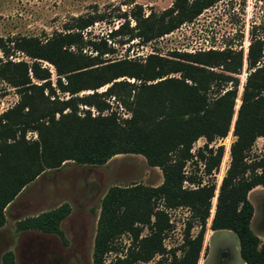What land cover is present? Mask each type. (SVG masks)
I'll list each match as a JSON object with an SVG mask.
<instances>
[{
    "label": "trees",
    "instance_id": "1",
    "mask_svg": "<svg viewBox=\"0 0 264 264\" xmlns=\"http://www.w3.org/2000/svg\"><path fill=\"white\" fill-rule=\"evenodd\" d=\"M215 1L172 0L155 18L153 14L142 18L140 7L134 6L130 13L134 25L128 27L124 21L107 36L127 35L145 42L191 21ZM94 19L74 18L68 29L44 41L0 36V80L17 95L16 102L0 113V227L5 206L45 170L66 161L102 165L116 154H139L148 166L159 169L162 180L155 186L132 184L106 190L96 220L92 264H136L155 255L162 258L163 235L170 229L167 210L177 207H186L189 216L180 247L169 250L168 264H196L215 185L186 174L184 166L195 158L201 172L211 176L223 152V145L211 143L231 131L229 161L215 194L209 229L234 233L242 264H264V241L250 229L253 207L247 198L254 187L264 189V143L259 155H250L254 141L264 137L263 41L251 36L247 74L238 95L235 75L241 67L240 50L225 47L105 61L101 56L113 51L106 40L82 38L81 31ZM84 46L95 54L82 53ZM14 52L28 60H12ZM41 61L53 67L54 86ZM104 85V90L96 91ZM55 90L70 96L59 99ZM84 90L91 92L77 96ZM110 96L128 116L114 110L102 114L110 109L102 98ZM79 104L87 108L79 111ZM27 132H34L35 138H27ZM201 137L204 142L193 153L192 145ZM183 182L192 186L184 187ZM68 211L62 204L18 220L15 229L60 234L59 222ZM193 227H197L195 234L190 233ZM143 228L147 233L141 235ZM123 233L129 243L119 254L115 241ZM175 249L180 256H175ZM111 252L113 259L105 261L104 255ZM1 264H14L11 251L3 253Z\"/></svg>",
    "mask_w": 264,
    "mask_h": 264
},
{
    "label": "rangeland",
    "instance_id": "2",
    "mask_svg": "<svg viewBox=\"0 0 264 264\" xmlns=\"http://www.w3.org/2000/svg\"><path fill=\"white\" fill-rule=\"evenodd\" d=\"M172 0H0V36L2 38L36 37L41 41L54 33L63 32L70 27L74 18L94 16V21L81 31L84 40L99 41L105 39L113 51L101 56L102 60L114 61L122 59H143L147 54H158L168 57L170 52H197L206 43L223 49L230 47L241 51V67L236 74L238 80L237 94L247 74L246 53L251 36L259 38L264 44V0H217L189 22H183L168 33L141 41L138 37L128 39L127 35H109L122 22L128 27L134 25L130 13L134 6L140 7L141 17L148 14L153 17L171 6ZM70 50H74L71 46ZM201 51V50H200ZM82 53L94 55L89 47L84 46ZM12 60H28L20 52L11 54ZM41 67H47L51 85L54 86L55 73L53 67L41 61ZM118 80L132 82L133 79L120 77ZM107 85L96 89L100 92ZM84 90L77 93L81 96L90 93ZM59 99L70 95L55 90ZM110 110L126 117L128 113L117 103L113 96L104 97ZM17 100L13 87L0 80V113L11 107ZM238 104V100H236ZM237 107V106H236ZM78 105V110L86 109ZM91 115L96 111L89 108ZM27 138H35L34 132H27ZM233 136L231 131L224 138L212 142V145H223V152L216 170L211 176L201 171V163L193 161L185 163L186 174L201 178L202 182L211 181L215 185L214 197L211 199L210 216L206 220L202 245L196 264H238L237 239L229 230L209 229V221L215 204V194L221 177L227 168L228 147ZM204 139L198 138L192 145L194 153ZM264 137L257 138L250 151L251 156L259 155ZM162 180L158 168L150 167L139 154L125 153L111 156L102 165L76 164L66 161L56 169L45 170L28 183L4 208L5 222L0 227V264L4 252L11 251L14 264H92L91 254L99 213L100 200L111 186L125 187L132 184L147 186L158 185ZM184 187L192 185L183 182ZM253 207L250 229L253 233H264V190L258 187L249 195ZM62 204L68 206V214L59 222L60 234L45 233L39 230H16L15 223L27 217L56 208ZM170 229L162 239L165 248L163 257L155 255L145 263L136 264H168L169 250L179 248L184 224L189 216L186 207L167 210ZM197 227L190 231L195 234ZM143 228L141 235L146 234ZM123 254L129 243V236L119 235L115 241ZM175 249V256H180ZM114 253L104 255L110 261Z\"/></svg>",
    "mask_w": 264,
    "mask_h": 264
},
{
    "label": "crops",
    "instance_id": "3",
    "mask_svg": "<svg viewBox=\"0 0 264 264\" xmlns=\"http://www.w3.org/2000/svg\"><path fill=\"white\" fill-rule=\"evenodd\" d=\"M258 187H260V186H256V187H254L253 189H251L249 192H248V194H247V198H248V200H249V202H250V199H249V195L253 192V191H257V189H258ZM261 189H263L262 187H260ZM264 190V189H263ZM251 203V202H250ZM252 205V204H251ZM259 239H260V241H264V233H254ZM241 260V259H240ZM238 264H242V261L240 262V263H238Z\"/></svg>",
    "mask_w": 264,
    "mask_h": 264
},
{
    "label": "built area",
    "instance_id": "4",
    "mask_svg": "<svg viewBox=\"0 0 264 264\" xmlns=\"http://www.w3.org/2000/svg\"><path fill=\"white\" fill-rule=\"evenodd\" d=\"M207 45H205L203 48L201 49H197V51H202V50H208V49H215V47H213L212 45H209L208 43H206Z\"/></svg>",
    "mask_w": 264,
    "mask_h": 264
}]
</instances>
